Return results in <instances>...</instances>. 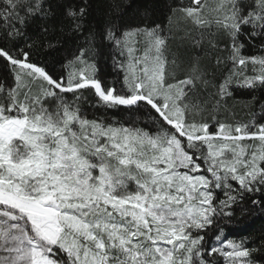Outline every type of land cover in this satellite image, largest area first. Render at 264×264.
I'll return each instance as SVG.
<instances>
[{
	"label": "snow or ice",
	"instance_id": "snow-or-ice-1",
	"mask_svg": "<svg viewBox=\"0 0 264 264\" xmlns=\"http://www.w3.org/2000/svg\"><path fill=\"white\" fill-rule=\"evenodd\" d=\"M63 7L83 34L87 0ZM207 8L188 0L169 6L168 19L198 30L193 47L219 36L209 41L219 78L200 56L170 58L161 25L113 21L89 30L68 61L74 70L57 76L32 58L27 32L52 15L47 0H0V61L11 77L0 82V264L264 261V237L249 247L225 233L238 211H264V99L245 102L258 105L248 120L219 118L238 90H264V0ZM103 47L119 87L98 76ZM100 106L128 119L89 115Z\"/></svg>",
	"mask_w": 264,
	"mask_h": 264
},
{
	"label": "trees",
	"instance_id": "trees-1",
	"mask_svg": "<svg viewBox=\"0 0 264 264\" xmlns=\"http://www.w3.org/2000/svg\"><path fill=\"white\" fill-rule=\"evenodd\" d=\"M82 0H47L52 9V15L47 18L37 19L28 29L30 42H34L33 59L45 65L47 69L57 76L66 75L74 70V66L68 61L78 53L80 47L85 46V37L89 30L97 31L108 21H113L122 28L152 27L156 24L166 28L169 33V57H175L187 65L191 58L200 56L202 66L210 71H215L217 78L220 71L215 69L216 50L212 49L209 41L219 40V36L205 34L200 47H193L192 38H198V30L187 22L183 17L172 16L171 23L168 17L171 15L169 6H176L188 0H87L89 4V15L85 21L83 34L72 31V21L65 14L63 5L79 4ZM216 0H206L208 8L206 12L215 6ZM47 28V32L43 28ZM190 36L185 39L186 34ZM98 42V41H97ZM5 41L0 39V45ZM23 45V41H16ZM53 45L49 47V45ZM97 67L98 76L106 84L116 83L119 87L121 74L113 67L111 58L112 49L103 47L98 49ZM256 49L250 46L246 48V54H256ZM0 82L11 83L4 64L0 61ZM212 89H208L210 93ZM256 95L258 99H264V90L252 93L246 89H240L234 100L228 101V111L220 113V119L248 120L250 113L258 111V105L253 104L250 108L245 107V102L250 101L251 96ZM89 115L105 116L109 121H126L127 113L121 110H110L105 113L103 106L89 109ZM225 233L231 239L249 238V247L258 246L264 237V211L254 209L250 212H237L230 224L225 227ZM212 236V233H209ZM214 242V240H213ZM220 264H224L223 258H218ZM264 264V261H261Z\"/></svg>",
	"mask_w": 264,
	"mask_h": 264
},
{
	"label": "rangeland",
	"instance_id": "rangeland-1",
	"mask_svg": "<svg viewBox=\"0 0 264 264\" xmlns=\"http://www.w3.org/2000/svg\"><path fill=\"white\" fill-rule=\"evenodd\" d=\"M215 3H219V0H216V2Z\"/></svg>",
	"mask_w": 264,
	"mask_h": 264
}]
</instances>
